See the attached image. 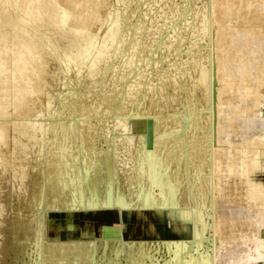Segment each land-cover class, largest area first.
<instances>
[{
	"label": "rangeland",
	"instance_id": "374dc122",
	"mask_svg": "<svg viewBox=\"0 0 264 264\" xmlns=\"http://www.w3.org/2000/svg\"><path fill=\"white\" fill-rule=\"evenodd\" d=\"M91 40L96 54L79 57L77 73L72 75L66 58L87 51ZM193 73L200 79L192 77ZM263 76L264 0H0V120L7 118V126L11 122L14 129L25 130L10 151L4 148L10 146V139L5 141V135L0 134V171L16 174V202H21L28 213L48 200L57 202L60 210L73 195L57 186L56 190L40 184L30 186L22 179L24 175L39 182L50 172L37 139L26 133L34 131L37 137L41 131L34 125L52 124L60 116L46 113L42 103V99L55 97L65 108L61 117L71 125L68 142L79 149L81 172L87 175L77 189L88 195L94 181L101 193L102 172L108 165L106 154L114 155L113 171L121 183H148L143 151L148 140L147 121L151 119V144L146 149L150 148L164 165L159 175L167 176L160 175L163 192L157 186L153 192L158 197L173 198V208L179 212L191 206L201 209L209 229L191 252L213 260L216 178L227 176L225 169L240 170L237 155L247 147L259 149L260 156L249 177L264 183V146L259 145L264 141V131L258 137L249 134V127L239 128L247 132L241 137L251 142L239 146L231 147L223 140L228 125L237 121L233 110L246 108L256 99L254 90L258 87L257 120L264 119ZM224 117L228 118L225 129L221 125ZM115 121L121 124L117 126ZM131 138L132 142L128 141ZM136 138L141 140L136 142ZM48 176L49 182L59 181ZM135 188L132 186L134 193ZM7 191L0 185V203ZM163 207L171 210L170 205ZM58 210L46 212L49 240L97 238L102 224H119L125 239L146 240L143 253L137 244L118 255L108 248L98 264H136L137 260L148 264L150 259L160 264L170 257L163 239L189 238L186 228L177 231L166 210H122L120 215L112 208L72 213ZM240 213L246 233L242 229L236 239L230 237L232 241L228 234L219 236L220 264H264V256L256 257L264 240V224H256L262 215ZM6 220H0V246L11 249L0 248V264H43L31 250L34 243L18 242L14 237L16 229L19 234L24 226L16 225L14 233L11 220ZM228 242L234 245L227 247ZM244 243L250 251L236 255L237 247H244ZM78 260L76 257L74 261Z\"/></svg>",
	"mask_w": 264,
	"mask_h": 264
},
{
	"label": "bare ground",
	"instance_id": "6f19581e",
	"mask_svg": "<svg viewBox=\"0 0 264 264\" xmlns=\"http://www.w3.org/2000/svg\"><path fill=\"white\" fill-rule=\"evenodd\" d=\"M92 40L91 42L89 41L88 43L87 47L89 49H87V51L79 52L77 56L66 58V60H69L71 64V67L70 66L69 67H70V70L72 71L71 72L72 75L75 76L77 73L75 65L79 57L83 55L86 57H90V56L92 57L94 54H96V52L94 51L95 49L91 45L92 42L94 41ZM95 43L93 44L96 45L97 43L96 44ZM91 48H93V50ZM196 72H197V75H199L200 77V74H198L200 70ZM192 77L199 78L198 76H195V74ZM263 77H260V79H264ZM202 80L203 81L205 80L204 76ZM262 83L264 84V80ZM260 85L262 84H259L258 86ZM254 91H255L254 98L256 99L254 100L251 99V102L250 103L248 102L249 105L246 108H244L243 106H242L243 108L238 107L236 105V102L233 101L234 106L236 105L237 109L233 110L232 113H234V117L236 118L237 121H232L230 123V120H228L230 123V125H228L226 124V119H228L227 117L226 118L224 117L221 120L222 128L225 129L226 125H228L227 131H225V133L223 134V140L230 142L231 147H234V144L239 146V145L251 143L250 140H248L245 136L241 137L242 134L247 133L245 132V130H244V133L239 131V128L241 127L242 128L249 127L251 129L249 134L252 136L260 137V135L262 134L261 131H264V119H260L261 117H259V120H257V117H258L257 109H258V101H259L258 97L260 96L259 87L255 89ZM21 101L23 102V99ZM237 101L240 102V100H237ZM42 103L44 104V109L46 110V113H49L53 116H57V115H60V116L56 117L55 118L56 120L52 124L48 122L47 124L38 123L34 125L35 128H40L41 133L39 136L36 137L34 131H31L30 133H26V134L33 135V137L37 139V143L41 150L43 163L45 167L50 169L51 174L50 172L49 174H45V177L43 178V180L39 182H36L37 181L36 178L28 179L24 175H22V179L27 181V184L30 186L33 184H40L41 187L47 186L48 188H52L53 190H56V186L67 192L68 190H70L73 193V195L71 197L69 196L67 200H65L62 203L63 204L61 208L62 210H71L73 208H88V207H95V206H101L103 208L104 207L112 208V209H115L116 211H118V208H120L121 212L122 210L142 211L146 209H150V210L153 209L161 213L162 211L166 210L170 220L173 221L177 231L180 229L186 228L187 232H189V238L187 239H163L162 241L165 247L167 248V251L169 252L170 257H168V259H165V261L160 264H169V263L171 264H220L222 257L219 256L220 247L217 243L219 241L218 240L219 236L228 234L229 235L228 240L232 241V239H236L239 231H241L242 229L244 230L245 222L241 220L242 215L240 217L238 216L239 214H241L240 212L249 213L250 216H253V214L259 212V214L262 215V219H259V218L256 219L257 220L256 224H264V183L255 182L249 177L251 176V173L254 170V167L259 165V161H260L259 149L248 150L247 147L241 149L239 151V155H237V157L239 158V161L242 164V166L240 167L241 169L240 170L225 169L224 171H226L227 176L224 175L225 176L224 177L222 175L221 177L219 175L218 177L216 176L217 177L216 180L214 179L215 180L214 187H215V195H216L215 216L217 218V221L216 220H215L216 222L214 221L215 222V233L213 234L214 235L213 239L215 242V246L213 245L214 248H213V253H212V256L214 258L213 260L210 259L209 261L204 255L200 254L198 257H196V255L191 252V248H193L194 246L198 247V245L201 243V239H202V235L204 231H206L207 228L209 229L208 222L202 219L203 215L201 216V213L199 211L201 209L199 208L198 210L197 208L191 206L192 208L186 207L185 210L179 212L178 210L173 208V206L176 204L173 198L168 199L165 196L162 197L163 195L161 197H158L157 195L154 194L153 191L156 188V186L158 187V189H160L159 191L160 193L163 192L162 190L163 181L161 179L162 178L161 176L164 173H160L161 176L159 175L160 167H162L163 164L161 163L162 164L161 165L160 162H158L159 159L157 160L156 154H154L153 151H150L149 150L150 148L146 149L147 148L146 147L144 149L145 146L143 147L144 149L143 153L146 152L145 153L146 156L143 159L144 161L143 170L146 172L148 176L147 178L148 183H143V181H141L134 185L130 184L131 186L129 185L126 186L125 184H123V182L121 183L119 180L120 177H117L113 171L112 156L114 155L107 156L106 154V160H107L108 165L105 171L102 172L104 181L102 184L101 193H98L97 191L98 185L94 181H92L90 185V193L88 195L84 194L82 190L80 191L77 188L80 186V184L83 181L86 180L87 175H84L81 172L83 170L82 164H81V161L83 159L79 155V149H76L73 143L70 144L68 142L70 140V136H69L70 132L68 128L70 127L71 129V125L70 123H67V121H65L63 117H61V115L66 112L65 108L62 105H60V103L57 101V98L55 97L51 99H42ZM221 107H223V110H225L224 106H221ZM227 109L228 108H226L225 111H227ZM219 110L221 111V108H219ZM213 111H215L216 113V110H213ZM226 113L227 112H225V116L227 115ZM223 116L224 115H222V117ZM0 122H1L0 123V134L5 135L3 137L5 138V141H8L10 139V146H5L4 148L10 151V149L16 143H18V139H19L18 136L22 133H25V130L23 128L14 129V126H12L11 122L7 126V123L9 122L7 118L6 119L1 118ZM120 124H117L116 122L117 126H119ZM195 126L196 125L194 123V127ZM185 127L187 128L186 125ZM125 131L127 132V128ZM128 132H131V131H128ZM125 134H128V133H125ZM6 135L8 136L11 135V137H7ZM134 136L136 137L137 134ZM126 137L128 138V136ZM138 137L139 135L137 136V138ZM132 139L133 138L129 139L128 141H131ZM139 139L141 140V138ZM249 139L251 138L249 137ZM140 140L137 139L136 142ZM143 143H146V142L144 141ZM137 144L138 143H136L135 145ZM2 145H3V141L0 140V146ZM259 145L264 146V141L259 142ZM137 148L139 149V146H137ZM231 153H233V151ZM215 155L216 154L214 153V156ZM218 165L222 167V162H219ZM223 169L224 168H222V170ZM85 170L88 174L87 167H85ZM163 170L164 169H162V171ZM7 171H4V172L0 171V185H5V188L8 190L6 195L1 198L0 220L2 219H5V220L7 219L6 221L11 220L10 223L13 226L12 228H14V233H15L16 225L24 226L22 227V229H20L19 234H18V230L16 229L17 235L15 236L14 234V237L19 239L18 242H20L21 240L23 242H28L27 244H30V245L31 243H34L33 247H35V249L32 248L31 250H33L34 252L36 251L37 255L40 256V261L41 262L43 261V264H64V263L65 264H98V262L100 261L99 259H102L106 255L108 248H111L112 252L118 255V254H121L123 251H125L127 248L133 246L134 244H137L139 246L138 249L141 248L140 252L143 253V249H144L143 241H146V240L130 239V238L125 239L124 238L125 236L123 237L124 234H122V228L119 224L117 225L119 226V232L121 233L120 237H117V236H108L105 238L102 237L101 236V226L102 225H100V236L97 238L91 237V236L90 237L85 236L84 238L73 239V240H59V239L49 240L47 239L44 219L46 216V212H48V210H52L54 208L57 209L56 208L57 202L48 200V203L46 204L43 203L41 205H38L36 206L34 210L28 213L23 208H21V205H20L21 202L18 204L16 202V198L14 195L15 193L14 186L16 185L15 180L17 178L15 176L16 174L12 171H9V170ZM38 174L41 175V172H38ZM234 174L235 176L232 177V175ZM48 175H50V177H53V178H58L59 181L49 182ZM47 176L48 178L46 180ZM165 177L167 179L166 175ZM213 182L211 184H213ZM135 185H136V188H135L136 192L134 193L132 191V186H135ZM166 186L169 187L170 184ZM209 186L211 187L210 184ZM173 189L174 187L172 188V190ZM187 189L189 188L187 187ZM74 190H75V193H74ZM169 190L171 191V189ZM170 191H168L167 193L168 196H172L174 194V192L171 191V194L172 193L173 194L169 195ZM167 200H171V201L167 202ZM164 205H170L171 210L164 209L163 207ZM207 217L208 215L206 216V218ZM25 221H28V223L25 224ZM31 223L33 224L31 225ZM150 225H148L149 228H150ZM6 226L8 227L7 223H6ZM7 229L10 230L9 228ZM245 231H246V228L243 231L244 234L246 233ZM230 237H232V239H230ZM15 241H12V242H15ZM261 241L263 243L261 244L260 254L258 253V255H256V257L258 256L257 257L258 259L264 256V240H261ZM13 244L11 243L12 246L11 245H8V246H11L13 248ZM17 244L18 243L15 242L16 247L18 246ZM232 244L234 245V243L228 242L226 246L227 247L233 246ZM20 245H22V243ZM1 247L6 249L7 246L4 247L3 245V246H0V248ZM239 247L240 245L236 249L238 252L235 251V253L237 252L236 255H240V253H243V250L245 249L247 252L250 251L248 250L250 248L248 249L245 248L246 247L245 243H244V247L243 246L240 247V249L243 248L241 249V251L240 249H238ZM19 248H22V247L20 246ZM7 249H11V248L7 247ZM1 251L3 252L4 250H1ZM142 253L139 254V257L142 256ZM76 257L79 258L77 262L74 261ZM136 264H141V263L137 260ZM148 264H156V263L154 262L153 259H150V263ZM236 264L238 263L236 262Z\"/></svg>",
	"mask_w": 264,
	"mask_h": 264
},
{
	"label": "water",
	"instance_id": "95a60500",
	"mask_svg": "<svg viewBox=\"0 0 264 264\" xmlns=\"http://www.w3.org/2000/svg\"><path fill=\"white\" fill-rule=\"evenodd\" d=\"M152 120L148 119L147 121V147H150L151 144V135H152ZM98 209H111V208H106V207H101V206H95V207H88V208H73L71 210H58V209H53V210H58V211H65L66 213H72L75 211H84V212H88V211H95ZM121 209L118 208V213L119 215L121 214ZM113 233V235H112ZM115 233V234H114ZM101 236L102 237H108V236H117L120 237L121 233L119 232V226L117 224H102L101 226Z\"/></svg>",
	"mask_w": 264,
	"mask_h": 264
}]
</instances>
